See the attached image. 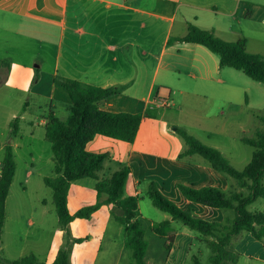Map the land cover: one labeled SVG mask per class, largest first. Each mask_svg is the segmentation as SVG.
Segmentation results:
<instances>
[{"label": "crops", "instance_id": "crops-1", "mask_svg": "<svg viewBox=\"0 0 264 264\" xmlns=\"http://www.w3.org/2000/svg\"><path fill=\"white\" fill-rule=\"evenodd\" d=\"M190 24L212 30L227 42L246 39L250 53L264 56V0H0V173L5 148L11 145L15 177L20 166L25 167L26 178L50 176L41 170L42 165L52 168V146L44 142L45 127L50 114L64 122L70 116V97L56 83V79L65 78L101 88H119V93L103 101L100 108L142 115L133 143L98 135L87 144L90 153L110 155L103 166L110 175L103 178L129 167L135 195L139 194L136 185L146 179L149 186L155 183L166 198H176L182 204L180 184L222 189V178L213 172L218 171L196 158L199 155L182 157L186 143L178 140L166 145L159 138L170 128L172 135L183 128L220 151V147L210 143L212 133L223 136L229 130L224 111L218 113L224 119L217 120L215 132L211 133L199 121L212 118L197 115L190 107L180 110L184 118L191 117L195 127L203 128L209 142L195 135L188 123L166 125L156 113L168 106L169 99L194 104L202 96L228 97L237 91L228 78L222 77L223 68L216 54L198 44L170 43L185 36ZM43 98L49 102L45 104L49 112L38 118L33 116L31 103L35 105ZM228 102L231 104L227 111L232 112L235 102ZM246 104L249 105L247 95ZM16 119L19 133L12 137ZM22 123L30 126L27 137L20 130ZM239 126L243 129V125ZM37 141L42 142L36 144ZM35 152H43L48 158L43 160V154L36 156ZM23 155L27 156L25 166L18 162ZM189 201L185 204L189 205ZM188 209L196 212L195 208L183 210ZM170 221L175 241L163 264H186L195 235L185 226L174 233ZM6 223L7 205L3 238ZM28 225L32 227L34 221ZM249 235L243 238L247 248L238 252L236 264H264V240Z\"/></svg>", "mask_w": 264, "mask_h": 264}, {"label": "trees", "instance_id": "trees-1", "mask_svg": "<svg viewBox=\"0 0 264 264\" xmlns=\"http://www.w3.org/2000/svg\"><path fill=\"white\" fill-rule=\"evenodd\" d=\"M173 41L202 45L219 57L221 68L242 71L252 80L264 84V56L250 53L247 50L246 39L227 42L216 36L212 30H204L190 24L186 35L172 39L170 43ZM56 83L67 91L71 100L68 120L64 122L50 114L45 127V139L52 146L55 176L46 177L44 182L53 190L59 224L67 228L76 219H90L103 204H113L122 211L116 219L125 227V245L132 251L135 263L148 264L146 257L149 243L144 230L146 220L139 212V197L124 196L131 169L123 167L112 176L101 179L98 172L103 169L110 155L94 154L86 150L87 144L98 135L133 143L140 129L142 115L112 113L100 108L103 101L119 93V88H101L65 78L56 79ZM18 122L16 119L12 123V137L19 133ZM177 133L186 143L183 158L201 156L213 169L234 178L238 187L247 190L248 193L225 192L211 186L197 189L184 184L179 185L182 194L194 203L210 208L234 210L235 218L226 222H209L194 217L192 209H181L166 198L153 182L150 183L148 195L155 207L169 213L173 221H180L185 227L198 233L197 240L206 243L211 250L209 264H236L240 257L232 246L236 236L247 231L257 240H264V212L249 210V206L257 199H264V132L258 131L254 138L242 139L246 145L256 149L251 161L243 170L236 169L221 151L205 145L185 129L178 128ZM15 173L13 147L7 145L0 173V248L6 222V205ZM86 178L96 180L98 201L72 214L68 205L71 184ZM103 194L107 195V198L105 201H100ZM150 228L167 242L166 261L175 241L174 235H169L171 221L152 224ZM82 241L79 239L77 243ZM0 264H71V262L67 250L62 249L51 263H42L37 256L31 254L12 261L0 259ZM186 264H203V262L199 255H191L190 250Z\"/></svg>", "mask_w": 264, "mask_h": 264}, {"label": "rangeland", "instance_id": "rangeland-1", "mask_svg": "<svg viewBox=\"0 0 264 264\" xmlns=\"http://www.w3.org/2000/svg\"><path fill=\"white\" fill-rule=\"evenodd\" d=\"M222 77L224 79L228 78V81L236 86L235 89L237 91L233 95L228 97L216 95V99L202 96L194 104L191 102L187 103L183 99L173 98L168 100V106L162 107L156 113L160 114L166 125H170L173 122H181L185 125L188 123V128L190 127V130L195 135L209 142V140H206L203 128L195 127L193 125L195 122L191 117L184 118L181 115L183 112H180V110L185 111L186 108L190 107L193 112H197V115L212 118V121H199L200 124L203 122L205 124L204 127L207 129L206 131L211 133L215 132L213 126H215L217 120L222 121L224 119V116L222 118L218 117V113L220 111L226 112L229 121L227 135L220 136L212 133L210 143L220 147V151L236 169L243 170L251 161L256 149L246 145L242 139L244 137L254 138L258 131L264 132V84L254 81L242 71L232 68H223ZM214 84L216 83L214 82ZM64 92L68 94L65 90ZM246 95L249 98V105L246 104ZM228 101L235 102L232 112L227 111L229 109L228 105L231 104ZM45 104H49L45 98L39 99L38 103L35 104L36 106L32 102L33 116L42 118L44 114H48L49 111ZM239 125H243V129ZM29 128L30 126L24 123L20 124V130L23 131L22 133L25 137H27L26 134ZM172 129L170 128V132L167 134L163 131V137L160 136L159 138H162L161 140L165 144H172L178 140L181 144H184L185 141L180 135H172ZM41 142L37 141L36 144ZM44 142L48 144L47 146H51L48 141ZM35 153L36 156L43 154V160L48 158L43 152ZM51 156L52 165L50 166L52 168L42 165L41 170L49 174V177H54L55 162L53 160V151ZM196 158L203 160L208 165L202 157L197 156ZM26 159L27 156L23 155L20 161L18 160L19 164L25 166ZM29 169L33 168L30 167ZM24 170L25 167L20 166L8 196L7 223L3 238V251L0 253L1 258L17 260L33 254L38 257L40 262L51 263L55 260L58 252L65 249L69 254L71 264H136L132 257V251L125 245V227L116 219L117 215L122 214L119 208L113 204H104L90 219H76L67 228H64L59 224L53 190L46 186L44 179H38L35 176L26 178ZM213 172L214 174H219L220 178H222L221 181L223 180V182L219 187L225 192L241 191L234 178L224 173ZM109 175L106 174L105 169L98 172L100 178ZM95 184L96 180L92 178L72 182L69 191V208L72 214L98 201ZM148 186L149 181L146 179L136 185V189L139 191V212L146 220L144 230L145 237L149 243L146 260L148 264H163V260L166 257L167 249L165 246L167 242L165 238L155 234L151 230L150 225L172 220V217L169 213L155 207L148 195ZM243 192L248 193L247 190H243ZM135 194L134 183L129 178L125 185L124 196L128 197ZM179 194L180 198L184 200V204L176 198L171 200L183 209L195 208L196 212L193 214L196 217L220 222L235 218L236 213L234 210L208 208L190 201L189 205H186L187 199L181 193ZM106 198L107 195L103 194L100 201ZM249 210L264 212V199H257L249 206ZM30 221H34L32 227L28 225ZM172 228L175 229L174 233H176L185 227L182 222L172 220ZM192 232L196 239L194 238L191 255H199L203 264H209L210 248L206 243L197 240V237H199L198 233ZM172 234V232L169 233V235ZM246 235H249V232L244 231L233 239L232 246L237 252L244 251L247 248V244L242 243ZM79 239L83 241L77 243Z\"/></svg>", "mask_w": 264, "mask_h": 264}]
</instances>
